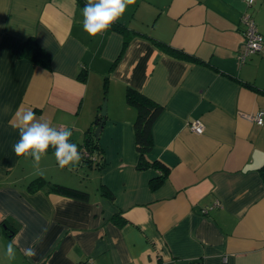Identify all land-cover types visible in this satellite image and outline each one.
<instances>
[{
	"label": "crops",
	"instance_id": "crops-1",
	"mask_svg": "<svg viewBox=\"0 0 264 264\" xmlns=\"http://www.w3.org/2000/svg\"><path fill=\"white\" fill-rule=\"evenodd\" d=\"M85 3L0 0V264H264V123L249 118L264 111V49L236 57L243 12L264 34V0H135L115 22L123 31L95 38L83 30ZM29 37L50 68L20 56ZM127 88L163 106L146 155L166 167L160 183L158 167H137ZM104 101L91 164L61 169L51 147L38 167L16 156L18 109L80 144ZM37 177L88 198L30 190Z\"/></svg>",
	"mask_w": 264,
	"mask_h": 264
},
{
	"label": "clouds",
	"instance_id": "clouds-1",
	"mask_svg": "<svg viewBox=\"0 0 264 264\" xmlns=\"http://www.w3.org/2000/svg\"><path fill=\"white\" fill-rule=\"evenodd\" d=\"M251 2L252 0H249V3ZM134 4L135 0H86L82 9L83 30L92 38L103 34L123 16L129 5ZM14 119L16 123L13 127L19 131V140L13 145L16 156L31 157L38 167L51 147L61 169L71 170L80 163L81 154L78 146L70 142L72 137L70 129L57 128L47 119L37 118L31 108L18 109ZM22 251L28 258L36 255L35 249L31 246ZM4 255L9 262L16 259V248L13 243L6 246Z\"/></svg>",
	"mask_w": 264,
	"mask_h": 264
},
{
	"label": "trees",
	"instance_id": "trees-1",
	"mask_svg": "<svg viewBox=\"0 0 264 264\" xmlns=\"http://www.w3.org/2000/svg\"><path fill=\"white\" fill-rule=\"evenodd\" d=\"M111 28L123 31L122 28H120L119 25L115 23L111 26ZM158 45L169 52L176 53V50L168 46L161 44ZM20 56L25 59H28L29 61L34 62L35 64L41 65L45 68H50V54L38 44L34 37H29L23 41L20 49ZM79 78L81 80H84L83 75H79ZM125 98L127 103L133 106L136 110V117L133 122V128L135 135V148L138 153L137 167L141 169L146 168L149 165L158 167L161 170V173L160 176L156 179V182L160 183L162 179L166 176L167 169L163 164L158 163L156 161L149 163L146 159V155L152 150V128L155 121L163 111V106L156 103L143 93L132 88L126 89ZM100 119L101 116L97 114L96 118L93 120L92 125L85 130L83 142L77 144L78 150L81 154V159L87 162L88 164L92 163V157L96 154L95 150L97 148V136L95 135V130ZM70 142L73 141L70 139ZM84 153H87V156H85ZM261 172L262 175H264V167H261ZM45 184H47L51 190H54L62 195H66L80 200H86L88 198V192L85 190L66 186L63 184L50 183L49 181L41 177H37L30 180L28 183V188L30 190H34ZM100 190H102L104 194H107L111 198V194L104 187L100 186ZM5 226L7 227V229H9L10 233H13L16 228L10 226V223L7 222L5 223Z\"/></svg>",
	"mask_w": 264,
	"mask_h": 264
},
{
	"label": "built area",
	"instance_id": "built-area-1",
	"mask_svg": "<svg viewBox=\"0 0 264 264\" xmlns=\"http://www.w3.org/2000/svg\"><path fill=\"white\" fill-rule=\"evenodd\" d=\"M252 0L251 3H253ZM248 0V4L250 5ZM241 31L243 35V41L240 49L237 53V59L240 63L246 61V59L257 52H260L264 49V35L259 33L255 21L252 18L251 14L248 11H245L240 16ZM264 111H258L255 115L250 116L249 118L253 119L256 123L262 124L261 121H264ZM188 128L194 133H202L204 130V125L199 119L189 120L187 123ZM197 129H202V131H197ZM87 156V153H84ZM199 264V263H195Z\"/></svg>",
	"mask_w": 264,
	"mask_h": 264
},
{
	"label": "water",
	"instance_id": "water-1",
	"mask_svg": "<svg viewBox=\"0 0 264 264\" xmlns=\"http://www.w3.org/2000/svg\"><path fill=\"white\" fill-rule=\"evenodd\" d=\"M100 115H101L102 119L100 120V122H99V124H98V126H97V128L95 130V135L96 136L98 135V133L100 131L101 124H102V122H103V120L105 118V115H106V103H105V101L103 102V104L101 106Z\"/></svg>",
	"mask_w": 264,
	"mask_h": 264
},
{
	"label": "rangeland",
	"instance_id": "rangeland-1",
	"mask_svg": "<svg viewBox=\"0 0 264 264\" xmlns=\"http://www.w3.org/2000/svg\"><path fill=\"white\" fill-rule=\"evenodd\" d=\"M75 167L77 168V166H75ZM78 173H79V175H80L81 177L85 174V173H83V170H82V171H79ZM73 179H75V178H73ZM84 179H86V181H84V183L87 182V184H88V182H89L88 180H89V179H87V177L84 178ZM76 180H77V178H76ZM84 183H83V184H84ZM74 184H75V183H74Z\"/></svg>",
	"mask_w": 264,
	"mask_h": 264
}]
</instances>
